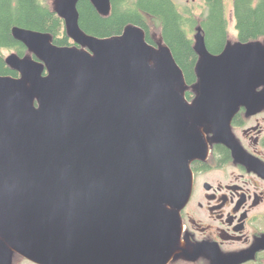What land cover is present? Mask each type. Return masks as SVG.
<instances>
[{
	"label": "water",
	"instance_id": "water-1",
	"mask_svg": "<svg viewBox=\"0 0 264 264\" xmlns=\"http://www.w3.org/2000/svg\"><path fill=\"white\" fill-rule=\"evenodd\" d=\"M79 0L57 13L78 47L15 28L37 57L12 54L21 78L0 76V264H169L180 212L205 160L203 124L223 141L241 107L264 103V45L213 55L196 36L198 96L171 50L137 26L98 39L79 27ZM107 15L110 0H92ZM153 58L155 66L151 65Z\"/></svg>",
	"mask_w": 264,
	"mask_h": 264
},
{
	"label": "trees",
	"instance_id": "trees-1",
	"mask_svg": "<svg viewBox=\"0 0 264 264\" xmlns=\"http://www.w3.org/2000/svg\"><path fill=\"white\" fill-rule=\"evenodd\" d=\"M77 11L81 31L98 39L120 37L128 27L137 26L145 33L147 42L156 46L151 31L154 26L183 71L185 98L190 103L197 98L199 82L197 34L202 35L213 55L223 53L230 46L225 0H204V11L200 15L187 6L179 8L173 0H110L107 15L101 14L92 0H79ZM233 18L238 44L264 41V0H235ZM15 28L48 34L59 47L80 48L70 37L65 20L52 7L51 0H0V76L21 78L7 63L4 51H11L19 58L37 60L24 43L14 37Z\"/></svg>",
	"mask_w": 264,
	"mask_h": 264
},
{
	"label": "flooded vegetation",
	"instance_id": "flooded-vegetation-1",
	"mask_svg": "<svg viewBox=\"0 0 264 264\" xmlns=\"http://www.w3.org/2000/svg\"><path fill=\"white\" fill-rule=\"evenodd\" d=\"M207 136L209 154L192 162L180 212L182 248L169 264H264V103L253 114L241 107L223 141Z\"/></svg>",
	"mask_w": 264,
	"mask_h": 264
},
{
	"label": "rangeland",
	"instance_id": "rangeland-1",
	"mask_svg": "<svg viewBox=\"0 0 264 264\" xmlns=\"http://www.w3.org/2000/svg\"><path fill=\"white\" fill-rule=\"evenodd\" d=\"M60 0H51V5L52 7H54L55 9L57 8V4L59 3ZM175 2V4L180 8V7H184L187 6L190 9H193L194 12L197 15H200L203 13L204 11V0H173ZM235 0H225V7H226V12H227V16L229 18V39H230V46L234 47L236 45H238L237 42V33L235 30V21L233 18V4H234ZM152 31V38L154 39V41L156 42V51L160 50V48L163 45L162 41L160 40V34L158 32V30L152 26L151 28ZM264 45V41L261 42ZM4 54L6 56V58L10 57L12 55L11 51H4ZM151 65L155 66L154 60L153 58L151 59ZM185 90L186 87L183 88L181 90V92L183 93V95L185 96ZM196 95L198 96V90L196 91ZM193 104V103H190ZM207 126L206 128L204 127L202 129V132L205 134L206 137H208L207 135L213 134V127L209 126V125H205ZM14 264H27L24 260L23 257L15 254L14 256Z\"/></svg>",
	"mask_w": 264,
	"mask_h": 264
},
{
	"label": "bare ground",
	"instance_id": "bare-ground-1",
	"mask_svg": "<svg viewBox=\"0 0 264 264\" xmlns=\"http://www.w3.org/2000/svg\"><path fill=\"white\" fill-rule=\"evenodd\" d=\"M8 65V64H7ZM181 248H182V245H181V243L179 244V247H178V249H177V251H176V253L177 252H180L181 251Z\"/></svg>",
	"mask_w": 264,
	"mask_h": 264
}]
</instances>
